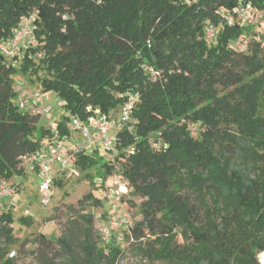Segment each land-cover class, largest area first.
<instances>
[{"label":"trees","instance_id":"obj_1","mask_svg":"<svg viewBox=\"0 0 264 264\" xmlns=\"http://www.w3.org/2000/svg\"><path fill=\"white\" fill-rule=\"evenodd\" d=\"M242 4L264 10V0H0V45L34 18V40L21 55L0 50V182L25 176L21 159L53 136L40 116L19 108L15 76L62 101L70 114L54 129L62 137L71 135L73 118L99 111L119 119L133 97L116 154L107 160L99 150L80 152L73 160L92 184L122 175L123 198L145 199L142 220L127 226L125 238L151 262L260 264L264 38L240 53L231 42L248 37L246 28L220 27L223 12ZM209 25L219 27L215 46L206 39ZM86 201L102 205L93 193ZM82 218V260L68 237L60 239L64 249L77 264H116L123 251L93 242L94 216ZM14 222L11 210L0 213V239L9 245L0 243L2 258L18 242Z\"/></svg>","mask_w":264,"mask_h":264},{"label":"rangeland","instance_id":"obj_2","mask_svg":"<svg viewBox=\"0 0 264 264\" xmlns=\"http://www.w3.org/2000/svg\"><path fill=\"white\" fill-rule=\"evenodd\" d=\"M23 45L26 46L27 43ZM21 53L17 54L21 55ZM14 82L15 87L30 86L38 95L41 105L51 110L50 114L41 118L40 125L56 129L58 122L70 115L64 110L62 101L55 93H44L38 85H31L21 75L15 76ZM71 121L72 119L68 121V126H71ZM101 154L107 160L112 156L104 150ZM27 172L25 179L17 176L10 180L15 194L2 205L5 211L11 210L14 216L13 237L18 242L7 249L5 258L0 257V264L6 259L13 260L14 264H77L70 252L64 249L60 239L68 237L77 260H82L85 228L82 216L87 214L94 216L91 233L93 242L105 247L107 251L114 242L115 246L123 251L116 264H168L151 262L138 253V244L125 238L124 230H128L127 226H123L107 239L102 234L103 225L107 224L110 216L114 214L126 215L130 226L140 222L141 205L145 199L132 195L122 197L121 206L114 209L113 201L106 198L107 188L113 181L108 179L103 184L100 179H95L92 184L86 174L75 167L73 161L65 171L58 173L53 186L46 194L40 190L44 178L38 170L32 167ZM89 193H93L96 199L101 200L102 205L94 206L88 201L82 203ZM128 194L129 190L125 195ZM45 199L49 200L48 205L43 204ZM22 217H31L34 221L32 226L23 225L20 222ZM41 235L44 236L45 241L41 239ZM0 243L4 249L9 246L4 237L0 239Z\"/></svg>","mask_w":264,"mask_h":264},{"label":"built area","instance_id":"obj_3","mask_svg":"<svg viewBox=\"0 0 264 264\" xmlns=\"http://www.w3.org/2000/svg\"><path fill=\"white\" fill-rule=\"evenodd\" d=\"M185 1L191 2V0ZM33 21L34 18L25 19L16 30L14 39L7 44L0 45V50L6 57H14L24 43H32L34 40ZM236 24L245 27L249 33L248 37L231 42V46L238 52L247 53L252 42L264 38V10H256L251 4H242L233 11L223 12L220 27L223 25L235 26ZM218 29L219 27L212 25L206 28V39L212 46L217 44ZM149 70L153 72V69ZM15 91L21 110L29 111L41 118L50 114L51 110L41 105L38 95L33 90L17 86ZM133 110L134 100L131 97L124 106L121 117L117 120H111L99 111L85 121L73 118L71 126H69L71 135L62 137L58 131L53 129L51 139L44 142L36 153L24 156L21 159V165L27 170L32 167L38 170L44 178L40 190L46 194L54 184L55 169L59 167L61 171H65L78 153L104 150L106 153L116 154L117 133L125 129L131 122ZM110 179L113 183L107 188L106 198L113 201L114 209H118L121 206L123 195L128 193V184L122 175H113ZM14 194L15 189L11 183L2 180L0 182V213L4 210L3 203ZM48 203L49 200H43L44 205H48ZM127 219L126 215H111L107 224L103 225L101 229L103 236L106 239L110 238L123 226H128L130 223ZM13 254L15 255V253ZM262 254L264 252L258 256L260 264Z\"/></svg>","mask_w":264,"mask_h":264},{"label":"crops","instance_id":"obj_4","mask_svg":"<svg viewBox=\"0 0 264 264\" xmlns=\"http://www.w3.org/2000/svg\"><path fill=\"white\" fill-rule=\"evenodd\" d=\"M59 172H61V169H60L59 167H57V168L55 169V174H54V176H55L54 178H55V179H56V177L58 176V173H59ZM27 173H28V172H27ZM27 173H26L25 176H23V179H25V178L27 177V175H28ZM24 177H25V178H24ZM23 179H22V181H23Z\"/></svg>","mask_w":264,"mask_h":264},{"label":"clouds","instance_id":"obj_5","mask_svg":"<svg viewBox=\"0 0 264 264\" xmlns=\"http://www.w3.org/2000/svg\"><path fill=\"white\" fill-rule=\"evenodd\" d=\"M260 259H261V264H264V254L261 255Z\"/></svg>","mask_w":264,"mask_h":264}]
</instances>
